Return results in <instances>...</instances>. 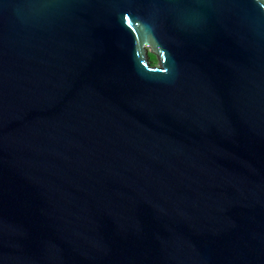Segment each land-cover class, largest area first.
I'll list each match as a JSON object with an SVG mask.
<instances>
[{"label": "water", "instance_id": "obj_1", "mask_svg": "<svg viewBox=\"0 0 264 264\" xmlns=\"http://www.w3.org/2000/svg\"><path fill=\"white\" fill-rule=\"evenodd\" d=\"M0 264H264V0H0Z\"/></svg>", "mask_w": 264, "mask_h": 264}, {"label": "rangeland", "instance_id": "obj_2", "mask_svg": "<svg viewBox=\"0 0 264 264\" xmlns=\"http://www.w3.org/2000/svg\"><path fill=\"white\" fill-rule=\"evenodd\" d=\"M150 59H151L152 63H154V64L157 63V59L153 54L150 55Z\"/></svg>", "mask_w": 264, "mask_h": 264}, {"label": "flooded vegetation", "instance_id": "obj_3", "mask_svg": "<svg viewBox=\"0 0 264 264\" xmlns=\"http://www.w3.org/2000/svg\"><path fill=\"white\" fill-rule=\"evenodd\" d=\"M152 62V61H151Z\"/></svg>", "mask_w": 264, "mask_h": 264}]
</instances>
